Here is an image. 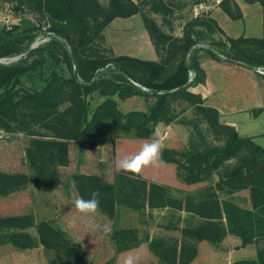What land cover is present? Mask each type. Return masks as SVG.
Segmentation results:
<instances>
[{
    "label": "trees",
    "instance_id": "obj_1",
    "mask_svg": "<svg viewBox=\"0 0 264 264\" xmlns=\"http://www.w3.org/2000/svg\"><path fill=\"white\" fill-rule=\"evenodd\" d=\"M2 1V0H0ZM24 4L43 14L51 21L55 36L46 45L32 50L16 62H0V131H22L32 136L26 156L33 173H8L0 170V194H8L28 182L59 183L57 167L68 162L67 141L88 142L105 121H111L120 131L137 137H150L156 125L169 121L172 99L181 98L200 103V95L189 90V70L198 66L200 50L211 57L221 56L213 47L192 48L194 39L189 33L181 38L175 69L162 76L167 60L161 62L130 55L99 53L92 45L103 38V29L118 16H129L139 11L133 0H8ZM260 1L264 7V0ZM150 8L165 12L162 0H148ZM150 32L151 20L144 15ZM38 31L30 18H21L12 28L0 27V56L20 53L28 49ZM231 48L226 59L250 67L264 66V37L230 39ZM189 54L190 57L187 55ZM72 72L65 76L60 64ZM148 87L146 91L142 86ZM99 91L106 98L89 107L87 95ZM155 97L148 110L123 112L115 94H148ZM206 121L215 132L224 134L222 144L211 145L184 153L187 168L185 179L198 181L218 172L215 188H247L251 206L244 207L228 198H220L215 191L197 200L172 197L165 185L141 175L133 176L120 170L115 180H104L97 174L77 173L74 180L80 197L88 199L98 192L100 210L113 213L118 204L139 208L174 207L185 209L205 219L196 227H185L182 232L193 240L207 239L217 243L225 233L223 221L241 238V244L264 241V146L252 136L241 135L236 126L220 118L212 106H199ZM235 160L229 167L228 162ZM182 162V163H181ZM34 222L29 215L0 216V233L17 247L28 248L36 238L25 228ZM38 241L45 248H54L66 256L81 260L76 245L63 231L47 221L37 225ZM114 239L120 249L148 241V235L137 239L133 228H116ZM150 247L161 260L172 264H187L197 255L194 244L178 245L163 238H152ZM231 264H264V246L254 259H238Z\"/></svg>",
    "mask_w": 264,
    "mask_h": 264
},
{
    "label": "rangeland",
    "instance_id": "obj_2",
    "mask_svg": "<svg viewBox=\"0 0 264 264\" xmlns=\"http://www.w3.org/2000/svg\"><path fill=\"white\" fill-rule=\"evenodd\" d=\"M133 1L138 4L139 11L112 19L103 29V38H97L93 43V49L102 54H124L159 62L167 60L166 69L161 73L166 76L175 69L179 59V42L175 39L189 33L194 39L192 48L213 47L221 56L220 59L210 57L207 51L200 50L198 66L189 70V90L200 95L202 102L197 104L186 99H172L169 121L159 122L155 132L145 138L120 131L111 121H105L88 142L67 141L68 162L57 167L59 183L30 181L18 190L0 194V216L29 215L34 223L25 229L36 238L34 246L21 248L0 233V264H124L128 257L133 258V264H172L154 253L149 243L152 238H163L178 245H196L197 255L187 264H231L238 259L256 258L258 248L264 246L263 240L242 245L241 238L231 230L226 220L223 221L225 233L217 243L207 239L193 240L182 229L196 227L205 219L185 209H135L118 204L113 213L99 209L95 215L89 216L75 209L73 201L80 198V194L74 174H97L104 180L114 181L118 171L115 161L137 152L143 143L152 139H159L163 144V163L158 168H145L140 175L165 185L172 197L183 201L187 198L197 200L216 189L220 198H228L244 207L251 206L247 188H215L219 171L195 182L188 181L185 179L188 169L174 158L184 161V153L224 141V134L211 129L199 106L215 107L219 113L221 108L224 113H220V118L234 119L240 134L252 136L264 146V105L253 107L250 111L229 112L234 104L243 106L244 99L250 96L245 95L241 78L222 64L225 61L234 62L225 57L226 51L231 48L230 39L264 37L263 4L247 0H162L168 9L156 12L150 8L148 0ZM144 15L156 28L154 34L150 32ZM23 17L36 23V36L28 49L0 56L2 63L18 61L32 50L46 45L56 34L48 16L16 1H0V27L12 28ZM202 55L207 58L202 59ZM187 56L190 57L189 54ZM241 65L264 77L258 70L259 66ZM59 70L65 76L72 75L64 63L60 64ZM214 83L218 89L207 92L212 89L209 84ZM142 87L151 91L144 85ZM113 97L123 112L148 110L155 101L151 93L124 97L115 94ZM105 98L106 95L95 91L87 95L88 105L95 107ZM31 139L30 134L22 131H0V170L33 173L34 168L26 156ZM234 161H229L221 172ZM41 221L61 229L66 238L76 245L81 260L70 258L61 250L45 248L37 238V225ZM105 224L111 227L110 232L105 233L97 227ZM116 228H133L137 239L142 240L148 235V241L120 249V243L113 237Z\"/></svg>",
    "mask_w": 264,
    "mask_h": 264
},
{
    "label": "clouds",
    "instance_id": "obj_3",
    "mask_svg": "<svg viewBox=\"0 0 264 264\" xmlns=\"http://www.w3.org/2000/svg\"><path fill=\"white\" fill-rule=\"evenodd\" d=\"M162 152L163 144L161 141L152 139L143 143L137 152L117 159L115 166L124 173L138 176L145 168H158L163 163ZM99 195L98 192H93L88 199L83 197L75 199L73 201L75 209L85 216L95 215L100 208ZM97 227L101 228L105 233L111 231V227L107 224ZM124 264H133V258L128 257Z\"/></svg>",
    "mask_w": 264,
    "mask_h": 264
},
{
    "label": "crops",
    "instance_id": "obj_4",
    "mask_svg": "<svg viewBox=\"0 0 264 264\" xmlns=\"http://www.w3.org/2000/svg\"><path fill=\"white\" fill-rule=\"evenodd\" d=\"M201 57L202 59L207 58L204 55H202ZM222 64L227 65V68L230 67L231 72H234L236 76L241 78L240 80L241 83L242 84L244 83L245 85V95L250 96V98L244 99L243 106L234 104L232 107H230L229 112L234 113L235 111H238V112L250 111V109L253 107L264 105V77L263 76L258 75V73L254 72L252 69L244 67L243 65L237 62L234 63V62L225 61ZM209 85L212 87V89L211 90L208 89L207 92L211 93L212 91H216V88L218 89V86L215 83L209 84ZM219 110L221 114L224 113L221 108H219ZM224 121L227 123H231L235 126L237 125L234 119L224 120ZM246 136H249V135H246Z\"/></svg>",
    "mask_w": 264,
    "mask_h": 264
},
{
    "label": "built area",
    "instance_id": "obj_5",
    "mask_svg": "<svg viewBox=\"0 0 264 264\" xmlns=\"http://www.w3.org/2000/svg\"><path fill=\"white\" fill-rule=\"evenodd\" d=\"M258 70L260 73H262L264 75V67L263 66H259Z\"/></svg>",
    "mask_w": 264,
    "mask_h": 264
}]
</instances>
